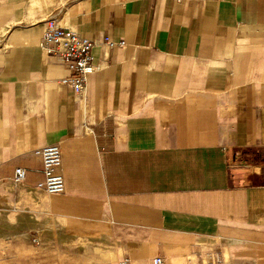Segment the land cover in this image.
I'll return each instance as SVG.
<instances>
[{
	"label": "crops",
	"instance_id": "obj_1",
	"mask_svg": "<svg viewBox=\"0 0 264 264\" xmlns=\"http://www.w3.org/2000/svg\"><path fill=\"white\" fill-rule=\"evenodd\" d=\"M48 20L94 44L79 95ZM0 201L16 264H264V0H0Z\"/></svg>",
	"mask_w": 264,
	"mask_h": 264
},
{
	"label": "built area",
	"instance_id": "obj_2",
	"mask_svg": "<svg viewBox=\"0 0 264 264\" xmlns=\"http://www.w3.org/2000/svg\"><path fill=\"white\" fill-rule=\"evenodd\" d=\"M107 49L122 48L123 41L114 42L108 38L103 40ZM94 44L69 29L59 27L55 21L44 23L39 49L47 56L57 58L69 72V76L59 81L61 85L69 87L75 94L84 89L86 77L93 72L91 51ZM42 158L43 180L36 187L47 194H60L64 191L62 177L57 172L60 165V151L57 145H47L35 152ZM26 173L17 169L13 178L14 184H21ZM35 242V240H32ZM121 264H126L122 262ZM152 264H164L162 258L152 260Z\"/></svg>",
	"mask_w": 264,
	"mask_h": 264
},
{
	"label": "rangeland",
	"instance_id": "obj_3",
	"mask_svg": "<svg viewBox=\"0 0 264 264\" xmlns=\"http://www.w3.org/2000/svg\"><path fill=\"white\" fill-rule=\"evenodd\" d=\"M230 177L233 182H240L242 180V176L235 169H233ZM13 220L10 211L0 206V264H16V229H12L14 226ZM32 243L36 244L37 242L32 241ZM45 246L47 248L51 247L47 243ZM87 249L86 247L85 250ZM74 250L76 249L66 250L61 245L59 251L55 254L47 253L42 255L39 252H33L31 255L27 254L26 258L29 259L30 256L33 264H65V259L69 256L67 262L68 264H72V262L77 260V256H80L77 252H73ZM81 250L83 251L84 248ZM65 254H68V256ZM83 256V254L80 256L81 261Z\"/></svg>",
	"mask_w": 264,
	"mask_h": 264
},
{
	"label": "bare ground",
	"instance_id": "obj_4",
	"mask_svg": "<svg viewBox=\"0 0 264 264\" xmlns=\"http://www.w3.org/2000/svg\"><path fill=\"white\" fill-rule=\"evenodd\" d=\"M54 232V231H53Z\"/></svg>",
	"mask_w": 264,
	"mask_h": 264
}]
</instances>
